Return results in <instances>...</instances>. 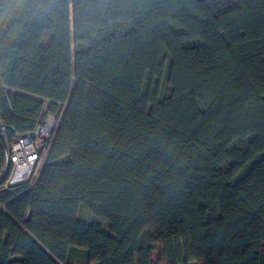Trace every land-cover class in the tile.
<instances>
[{
    "label": "trees",
    "instance_id": "trees-1",
    "mask_svg": "<svg viewBox=\"0 0 264 264\" xmlns=\"http://www.w3.org/2000/svg\"><path fill=\"white\" fill-rule=\"evenodd\" d=\"M50 115L0 264H264V0H0V176Z\"/></svg>",
    "mask_w": 264,
    "mask_h": 264
},
{
    "label": "built area",
    "instance_id": "built-area-1",
    "mask_svg": "<svg viewBox=\"0 0 264 264\" xmlns=\"http://www.w3.org/2000/svg\"><path fill=\"white\" fill-rule=\"evenodd\" d=\"M55 121L56 117L50 115L31 132L5 136V168L0 176L4 188L24 183L35 175L45 147L52 141Z\"/></svg>",
    "mask_w": 264,
    "mask_h": 264
},
{
    "label": "rangeland",
    "instance_id": "rangeland-1",
    "mask_svg": "<svg viewBox=\"0 0 264 264\" xmlns=\"http://www.w3.org/2000/svg\"><path fill=\"white\" fill-rule=\"evenodd\" d=\"M41 166H42V162H41V163L39 164V166L37 167V169H36V171H35V176L38 175V172H39ZM35 176H34V177H35ZM0 207H1V205H0ZM80 213H81L82 218H84V219H86V220H97V221L100 222L102 225H105V221H104L102 218L95 217V216L91 215V214H90L87 210H85V209H82Z\"/></svg>",
    "mask_w": 264,
    "mask_h": 264
}]
</instances>
